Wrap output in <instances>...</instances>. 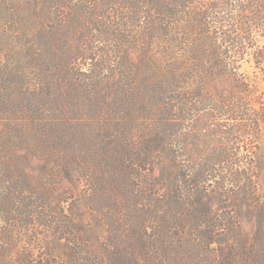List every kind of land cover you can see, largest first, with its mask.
I'll return each mask as SVG.
<instances>
[{"label": "trees", "instance_id": "1", "mask_svg": "<svg viewBox=\"0 0 264 264\" xmlns=\"http://www.w3.org/2000/svg\"><path fill=\"white\" fill-rule=\"evenodd\" d=\"M9 2L0 163L38 173L3 166L0 264H264V0Z\"/></svg>", "mask_w": 264, "mask_h": 264}, {"label": "rangeland", "instance_id": "2", "mask_svg": "<svg viewBox=\"0 0 264 264\" xmlns=\"http://www.w3.org/2000/svg\"><path fill=\"white\" fill-rule=\"evenodd\" d=\"M9 1L11 0H0V68L5 67L6 61H9L11 59L10 55L15 56L16 58H18L15 54L17 52V44L15 43V39H14V34L11 36L10 40L7 43H10L11 47H6L4 44L6 43L7 39H6V33H7V5L8 3H10ZM133 37H135L133 35ZM15 44V54L14 53H9V50L11 48L14 47ZM126 49L125 51L128 52L129 57L131 58V56L134 58V56L136 55V51L139 50L138 45L134 44V41L131 44V33L129 34V38L127 40V44H126ZM136 50V51H135ZM244 70L248 71L249 75L251 77H253V81H254V92L256 93V95L259 96V98L261 99V102L263 103L264 106V70L263 72H260L256 69L253 68V66L244 64L243 65ZM7 95V91L4 89L3 86L0 85V103L3 102L6 99ZM207 124H209L208 120H204ZM218 129L217 127L213 126H207V130L203 133V137H201V143L199 144H193L192 147H190L191 149H204L207 148L209 146L212 145H216L218 144V142L216 141V137L214 135H212V131ZM2 130V123L0 122V133ZM226 135L223 134V143H225L226 140ZM224 146H230L227 144H225ZM240 151H243V148H252V150L256 153L255 155V160L253 163V167H254V171H255V176H256V180L257 183L260 185V191L262 193V191H264V134L261 135L258 139H252L251 141L249 140H245L244 142H241L238 144ZM189 148V149H190ZM2 164L0 168H2L0 170V177L2 176V179H0V190L4 191V193H6V191L3 189V187L8 186L7 185V179L5 178V176L3 175V168L5 170V166H8L9 169L12 170V172L15 170L13 168V166H17V170H20L21 172H23V174H25L24 176L26 178H28V182L30 183H34V180L36 178V175L38 173V163H0ZM241 167H245L247 165H249L250 163H235ZM3 180V181H2ZM3 197V194H1L0 192V198ZM87 219L91 220V216L88 215ZM2 227L6 228V225L2 224ZM4 229V228H3ZM14 234L12 233V239H13V255H18L17 251H24V247L25 249H30L28 248V244L34 245V239H35V234L39 235V237L41 238L43 236V234H45V229H41V228H36V227H27V226H19L16 227ZM36 230V231H35ZM102 235V234H101ZM45 241V239H44ZM30 242V243H29ZM16 248V250H15ZM37 252H34V254L36 255ZM46 257L47 253H46ZM34 259H36V257L34 256Z\"/></svg>", "mask_w": 264, "mask_h": 264}]
</instances>
